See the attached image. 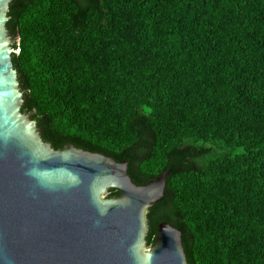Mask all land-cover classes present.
Returning a JSON list of instances; mask_svg holds the SVG:
<instances>
[{"label":"trees","instance_id":"16d2710c","mask_svg":"<svg viewBox=\"0 0 264 264\" xmlns=\"http://www.w3.org/2000/svg\"><path fill=\"white\" fill-rule=\"evenodd\" d=\"M9 16L45 141L128 160L137 184L172 169L148 245L166 221L189 264H264V0H12Z\"/></svg>","mask_w":264,"mask_h":264},{"label":"water","instance_id":"95a60500","mask_svg":"<svg viewBox=\"0 0 264 264\" xmlns=\"http://www.w3.org/2000/svg\"><path fill=\"white\" fill-rule=\"evenodd\" d=\"M11 2L0 0V264H189L178 227L161 222L157 242L146 239L171 168L137 184L128 160L55 148L22 111Z\"/></svg>","mask_w":264,"mask_h":264}]
</instances>
